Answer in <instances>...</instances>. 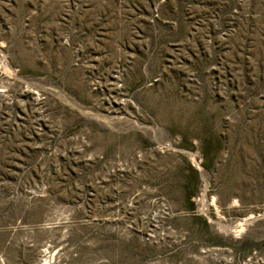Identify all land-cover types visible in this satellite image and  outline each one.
I'll use <instances>...</instances> for the list:
<instances>
[{
    "label": "rangeland",
    "instance_id": "obj_1",
    "mask_svg": "<svg viewBox=\"0 0 264 264\" xmlns=\"http://www.w3.org/2000/svg\"><path fill=\"white\" fill-rule=\"evenodd\" d=\"M0 264H264V0H0Z\"/></svg>",
    "mask_w": 264,
    "mask_h": 264
}]
</instances>
